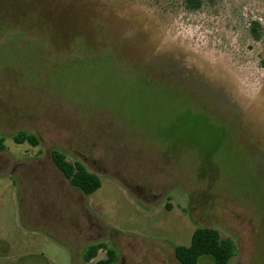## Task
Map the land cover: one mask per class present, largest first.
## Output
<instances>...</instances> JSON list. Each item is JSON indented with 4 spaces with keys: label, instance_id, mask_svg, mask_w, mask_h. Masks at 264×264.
Segmentation results:
<instances>
[{
    "label": "rangeland",
    "instance_id": "374dc122",
    "mask_svg": "<svg viewBox=\"0 0 264 264\" xmlns=\"http://www.w3.org/2000/svg\"><path fill=\"white\" fill-rule=\"evenodd\" d=\"M0 146V264H180L199 227L264 264V0H0Z\"/></svg>",
    "mask_w": 264,
    "mask_h": 264
},
{
    "label": "trees",
    "instance_id": "16d2710c",
    "mask_svg": "<svg viewBox=\"0 0 264 264\" xmlns=\"http://www.w3.org/2000/svg\"><path fill=\"white\" fill-rule=\"evenodd\" d=\"M182 7L186 11H196L202 5V0H180ZM257 24H251V34L258 38ZM14 140L21 143H29L37 146L34 136L20 132ZM2 149V146H0ZM52 162L62 173L68 183L82 191L84 195H90L100 188L98 176L88 172L84 166L78 162H68L65 156L59 151H52ZM264 162V161H263ZM99 250H104L105 257L95 264H113L116 259L115 252L110 248H105L100 244L88 246L84 252L85 262L95 258ZM235 245L230 238L221 237L219 232L213 228L199 227L193 230L190 241L186 246H177L174 249L175 259L180 264H198L199 259L209 257L212 264H228L229 259L234 255Z\"/></svg>",
    "mask_w": 264,
    "mask_h": 264
},
{
    "label": "flooded vegetation",
    "instance_id": "af4514ba",
    "mask_svg": "<svg viewBox=\"0 0 264 264\" xmlns=\"http://www.w3.org/2000/svg\"><path fill=\"white\" fill-rule=\"evenodd\" d=\"M154 66H155V63H153V67H151V68H153L154 70H157L156 68H154ZM158 71V70H157ZM162 75L164 76V79H165V84H168V82H170V84L171 83H174V82H178L177 81V79L175 78V77H173V76H169V75H167V73L165 74H163L162 73ZM162 75H160V76H162ZM181 90H183V89H181ZM183 94L185 95V96H187L189 99H190V101H193L194 100V98H193V96L192 95H190V94H188V92L186 91V90H183ZM197 101V100H196ZM199 106L205 111V110H207L208 108L207 107H205L206 109H204V107L202 106V105H200L199 104ZM228 126V125H227ZM229 127H231V125L229 126ZM261 155H262V159H264V151H261ZM84 162H86V160H84ZM85 166V165H84ZM90 166V165H89ZM85 168V167H84ZM86 170H87V168H85ZM88 171V170H87ZM88 172H90V171H88ZM90 173H92V172H90ZM92 174H94V173H92ZM94 175H96V174H94ZM97 176V175H96Z\"/></svg>",
    "mask_w": 264,
    "mask_h": 264
},
{
    "label": "water",
    "instance_id": "95a60500",
    "mask_svg": "<svg viewBox=\"0 0 264 264\" xmlns=\"http://www.w3.org/2000/svg\"><path fill=\"white\" fill-rule=\"evenodd\" d=\"M214 74H215V73H214ZM212 75H213V74H212ZM212 75H211V76H212ZM211 76H210V77H211ZM212 80H213V78H212ZM214 80H215V79H214Z\"/></svg>",
    "mask_w": 264,
    "mask_h": 264
}]
</instances>
